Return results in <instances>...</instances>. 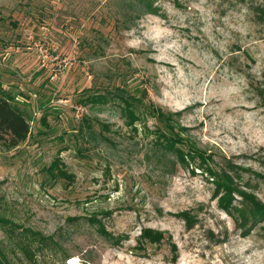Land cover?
I'll return each instance as SVG.
<instances>
[{
  "label": "rangeland",
  "instance_id": "374dc122",
  "mask_svg": "<svg viewBox=\"0 0 264 264\" xmlns=\"http://www.w3.org/2000/svg\"><path fill=\"white\" fill-rule=\"evenodd\" d=\"M129 3L0 0V81L32 119L26 141L0 142L4 217L63 243L39 252L43 264L66 254L78 264H264V220L242 226L208 173L156 144L159 122L143 113L179 112L183 148L238 170L235 187L264 202V0H157L158 14L134 20ZM44 37L59 60L35 47ZM120 89L143 99L138 131ZM108 91L107 102H81ZM56 157L73 179L52 176ZM244 203L235 194L232 205ZM146 228L162 239L140 244ZM0 243L14 264H30L2 229Z\"/></svg>",
  "mask_w": 264,
  "mask_h": 264
},
{
  "label": "trees",
  "instance_id": "16d2710c",
  "mask_svg": "<svg viewBox=\"0 0 264 264\" xmlns=\"http://www.w3.org/2000/svg\"><path fill=\"white\" fill-rule=\"evenodd\" d=\"M156 2L157 0H131V5L129 3V6H133V11H129L126 17L129 19L132 17V20H134L143 14H158L159 7L156 5ZM261 18H264V7L261 8ZM3 20L4 17L1 15L0 11V22ZM127 28H130V25ZM110 94L111 92L109 91L106 93L90 94L85 99H82L81 102L84 104L90 102H107L111 97ZM115 96L119 98L118 103L126 116L127 125L138 131L139 127L137 123L142 119L138 103L143 105V99L134 94L126 95L124 92L122 93V89H120V92ZM143 113L150 114L159 122L156 131L158 133L156 144L164 148L166 152H174L177 160L182 165L191 166L195 163L196 167L208 173L211 180L216 183L218 192L221 190L226 192L221 198V204L228 211L230 209L238 211L239 218L242 219V226L251 224L253 227L264 220V202L259 200L256 196L235 187L233 176H239V173L238 170H234V166L231 168L234 170V172H232L228 170L227 167H217L209 164L210 158L203 150L197 148L195 144H190L191 142L188 143L189 149L187 151L183 148L187 143L184 137L186 127L176 122L175 115L179 114V112H166L162 108L151 104L149 106L145 105ZM46 118L47 115H44L42 119L43 123L49 126ZM31 120L27 104L23 103L11 89L5 88L0 81V142H2L7 149H13L26 141L31 134ZM86 126L88 128L92 126L87 117ZM176 126H179V128ZM64 164L61 157H56L49 167L52 176L55 178L73 179L74 175L65 168ZM235 194H239L245 199L246 203L242 204L241 207L232 205ZM2 206L3 199L0 196V229L8 234L9 240L14 248L17 249L23 258L30 264H43L38 254L45 249L54 252L63 249V243L58 239L56 240L55 237H46L38 231L23 226L20 227L10 219L5 218ZM89 220L93 224H98L100 233L114 244H119L121 242L122 237L115 236L106 231L105 225L101 224L96 216L89 217ZM162 237V232L146 228L141 232L139 242L144 245L147 238H149L152 243L159 242ZM70 258L71 255L66 254L60 264H66V260ZM0 264H14L9 251L2 243H0Z\"/></svg>",
  "mask_w": 264,
  "mask_h": 264
},
{
  "label": "built area",
  "instance_id": "2783aa9c",
  "mask_svg": "<svg viewBox=\"0 0 264 264\" xmlns=\"http://www.w3.org/2000/svg\"><path fill=\"white\" fill-rule=\"evenodd\" d=\"M34 45L36 48L40 49L42 52L44 51L45 58L58 59V56L52 57V52L56 50V47L51 39L44 37L41 39V42L35 41ZM65 66H66V61L64 60L60 63L59 68L65 67Z\"/></svg>",
  "mask_w": 264,
  "mask_h": 264
},
{
  "label": "bare ground",
  "instance_id": "6f19581e",
  "mask_svg": "<svg viewBox=\"0 0 264 264\" xmlns=\"http://www.w3.org/2000/svg\"><path fill=\"white\" fill-rule=\"evenodd\" d=\"M77 262L78 261H76L75 257H71L66 264H78Z\"/></svg>",
  "mask_w": 264,
  "mask_h": 264
}]
</instances>
